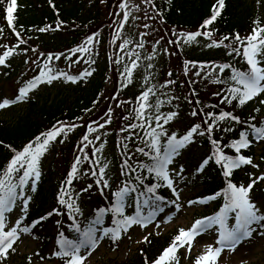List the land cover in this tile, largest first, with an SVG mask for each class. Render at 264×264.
<instances>
[{"label": "trees", "instance_id": "16d2710c", "mask_svg": "<svg viewBox=\"0 0 264 264\" xmlns=\"http://www.w3.org/2000/svg\"><path fill=\"white\" fill-rule=\"evenodd\" d=\"M122 1L17 0L13 12V23L10 25L6 16L10 0H0V49H2L0 55H3L8 49H12L13 54L5 61L14 57L25 59L10 75H14L12 74L14 72L18 73V70L25 66L26 58L35 54L38 56V61L33 74L26 79L25 84L44 82L50 77H65L61 74H66L64 68L67 65L81 64V61L93 51V47H98L103 42L106 43L105 33H102L103 29L107 31L109 39L112 37L111 12ZM148 2L154 10L155 19L163 28L164 34L172 46L173 54L180 68L182 85L177 78L176 70H172L171 78L174 79L176 90L179 89L180 96L186 92L185 110L181 109L180 112L173 109L162 111V108L158 110L151 106L148 100L141 101L140 98H134L133 94L123 88L121 74L117 71L116 88L112 90L109 101L101 108L94 106L101 82L95 83V87L92 81L88 92L79 94L72 102L65 101L64 96L61 101L33 98L28 102L27 108L20 111L16 118L12 120L0 118V180H5L6 184L16 185L15 194L28 190L35 176L28 177L27 182L21 184L20 177L25 169H20L19 172L11 174V180H7L5 172L13 157L30 143L35 148L37 137L41 138V142L43 141L44 135L42 134L60 128H63L62 132L72 131L73 133L69 151V155H71L70 158L69 156L66 158L69 167L58 180L55 178V186L51 192V206L43 212L42 206H36L30 216L34 222L39 221L40 217L44 218L38 223L39 227L36 226L37 229L34 227L31 230L34 231L33 235L41 246L38 253H41L45 246L53 242L54 256L45 254V257L49 259L56 258L62 262H66L68 259V257L56 255L61 250L58 243L61 234L64 239L77 242L82 237L81 234L86 231L88 217L82 214L81 203L82 201L84 203V200L81 201V199L83 197L92 202V216L96 217L100 209L106 210L104 213L106 215L105 225L109 223L112 227L115 226L116 220L123 219L127 214L124 209L121 214L110 211L116 204L115 193L125 186L136 189L129 191L125 197H130L134 207L139 211L142 210L144 201H148L145 204L154 206L156 203L168 200L167 186L163 183L162 178L158 177L155 172H149L147 167L153 163L151 157L155 154L154 150H150L148 147L152 140L149 133L153 128L157 133L162 131L166 133V135L160 136V149L161 155H163L169 137L175 134L177 139H180L193 126H200L187 145H190L196 138V141L200 140L205 146V154L202 157H206L208 162L203 171L202 194L214 193L221 196L222 199L229 182L240 186L236 181L237 172L225 176L226 169L223 167L225 162L217 163L216 160L218 153H222L226 157L235 155L233 150L236 149L232 145L241 140L242 133L246 134L250 143L248 147L240 149L241 155H250L251 157L254 155L253 139L249 135L254 133L253 127L264 128V118L258 119L255 114L247 113L249 100L240 105L238 99H232V93L229 91L233 87H242L232 80L234 71L246 72L250 68L247 58L243 55L247 46L246 38L250 37L257 28H261V22L256 18L254 7L244 0H224L220 15L212 24L205 26V21L210 19L213 14L214 6L218 7L217 0H148ZM58 25L59 27H57ZM40 29L46 30L41 31ZM197 32L201 33L197 36L199 39L219 47L216 54L195 53L176 36L177 34H195ZM16 33H19V36ZM237 35L241 38L240 41L236 40ZM261 36L263 37V33ZM226 37L227 39H225ZM89 38H92L91 43L88 42ZM84 47L88 49L87 52L76 51ZM49 56L52 57L51 60H49ZM188 65L192 66L191 74ZM212 65H230V67L218 71L217 67L212 70ZM202 66H207V70H203ZM66 75L75 76L72 73ZM23 79L24 76L19 77L20 82ZM225 97H228L231 103L225 100ZM141 103L146 105L143 118L138 117ZM186 110L189 114V121L183 119L184 126L188 127V131L184 132V129L174 126V123L179 121L180 117L186 116ZM193 111L196 112V115H192ZM225 112L231 113V116L224 120L216 119ZM173 113L174 117L165 123V118ZM112 115L114 117V121L110 120L113 124L111 128L113 132L112 146L116 149L117 159L116 165L107 167L102 160L101 142L98 139V131L93 128V123L104 124L103 121L108 120V117ZM156 117L160 119L157 121ZM231 117L238 119L234 120ZM157 124L162 125V128L157 127ZM131 125H136V127H131ZM209 125H212L211 132L208 131ZM200 132L204 134L200 135ZM85 136H87V140L84 139ZM212 141L217 143L214 144ZM53 143L55 142H52V145ZM50 144L51 141L48 146ZM97 148L100 151L97 152ZM140 148H143L148 155L139 152ZM260 156L264 161V147ZM77 157L80 159V162L76 164L77 171L75 175L70 176ZM125 161H127V166H125ZM41 165L39 158L37 166L39 173H41ZM102 167L104 174L101 177L99 169ZM112 168L117 170L116 175L110 171ZM93 171L96 172L95 176L92 175ZM53 177L51 174L49 179L52 180ZM69 180H71L70 183ZM97 180L107 181V187L103 183L98 185ZM41 185V189H44L43 182ZM151 187H154L155 191L149 193L147 190ZM61 193H65L63 199L71 203L72 208H68L67 204L59 203ZM3 194L0 192V195ZM157 197L161 199H157ZM221 199L219 198V203ZM149 211L152 213V208ZM45 219L49 221L43 225L41 222ZM74 225L79 227V232L75 230ZM175 237L174 232L162 237L149 235L145 243L146 246L139 248L132 258L113 260L108 264H153L170 246ZM17 264L37 263L25 256Z\"/></svg>", "mask_w": 264, "mask_h": 264}, {"label": "rangeland", "instance_id": "374dc122", "mask_svg": "<svg viewBox=\"0 0 264 264\" xmlns=\"http://www.w3.org/2000/svg\"><path fill=\"white\" fill-rule=\"evenodd\" d=\"M244 1L254 7L256 18L261 22V28H264V0ZM124 4L127 6L122 7ZM111 14L112 37L109 39L107 31L103 29L102 33H105L106 43L103 42L98 47H93V51L81 61V64L76 66L69 64L64 68L67 74H75L74 81L68 80L66 77H56L51 79V82L47 81L30 88L22 99L0 109V118L7 120L16 118L20 111L22 112L27 108L28 102L33 98L61 101L62 96H64L65 101L72 102L79 94L88 92L92 81L94 86L95 83L101 82V86L98 87L100 89L97 101L94 102L96 108H101L102 105H106L112 90L116 88L117 71L121 74L123 88L133 94L134 98L139 99L143 92L151 89L147 100L155 109L160 110L162 108V111L173 109L178 112L181 109L185 110L186 92L180 96L179 89L176 90L174 79L169 75L172 70H176L177 78L182 85L180 68L173 54L172 46L168 42L163 28L155 19L154 10L148 0H123L113 8ZM189 34H177L176 36L186 44L188 49L194 50L195 53L216 54L215 52L219 49L217 45L199 39L197 36L194 40L189 41L187 39ZM262 38H264V33ZM125 41L128 42L126 45ZM262 56L264 54L257 56V59L261 61L259 66L264 67ZM24 60L14 57L0 65V102L16 100L20 95V89L23 88L21 86L33 74L38 61V56L35 54L26 58L25 66L20 68L18 73L14 72L12 73L14 75H10ZM133 62H135L136 67L132 68L129 77L127 69L132 67ZM191 67L188 65L190 74ZM216 67L220 71V65H214L212 70ZM202 69L206 71L207 66H202ZM83 71L91 74L82 75ZM20 76H24L22 82L19 80ZM247 113L255 114L258 119L264 118V93L249 100ZM185 115L180 117L174 126L188 130V127H185L183 123V119L189 121L187 110ZM110 120L114 121L113 115L109 116L108 120H104V124L93 123V128L98 131V139L101 142L102 160L107 167L116 165L117 159L116 149L112 146L113 132L111 128L113 124ZM101 125L103 126L101 127ZM72 135V131L61 132L54 140H51V144L40 157L42 165L39 178L35 177L31 181L26 192L16 195L11 210L5 212L4 230L8 231L16 227L17 221H20L17 228L19 239L13 244V248L8 251L6 257L0 256V264H17L25 256L37 264H66L62 260L45 257V254L54 256L53 242L45 246L41 253H38V249L41 247L40 243L29 232L25 233L21 229L29 228V221L32 219L30 216L36 206H42V212L51 206V192L55 186V178L58 180L69 167L66 158L68 156L70 158L71 155H69V151L71 150ZM252 137L256 138L255 135ZM52 142L56 144L53 143L52 145ZM263 147L264 140L256 141V146L253 147L254 155L253 157L249 156L252 164L242 165L237 171V181L244 183L245 187L253 179L264 176V163H262L264 161L260 156ZM178 153L173 156L171 163L166 168L169 179L172 180V186L167 185L170 189L168 195L170 202L156 203L154 206L158 219L155 222L150 219L146 222V226L133 224L128 227L127 231L121 230L120 238L115 241H110L109 236L104 235V230L109 229L108 227L100 224L95 225L94 221L89 220L91 226L97 229L95 232L97 242L94 249L81 248L79 255L83 257L82 264H108L113 260L132 258L139 248L146 246L145 237L147 239L149 235L162 237L168 232L174 231L179 234L180 229H191L197 220L203 219L205 215L214 210L212 206L217 200L215 195L198 197L203 196L204 176L203 174H196L195 170L205 154V146L200 140L197 142L195 140L185 148L178 150ZM110 171L114 175L117 174L116 169L112 168ZM51 174L54 176L52 180L49 179ZM44 179L45 181H43ZM162 181L167 184V181L163 179ZM42 182L45 185L44 189H41ZM40 190L42 191L39 195ZM210 197H215V199H209ZM250 199L259 209L258 215H264V180H259L254 185ZM25 200H27L26 207ZM81 201L82 214L90 218L92 216V202L86 197H83ZM190 201L205 202L190 204ZM123 204V209L127 211L126 215H137L138 211L129 197H124ZM142 207L140 211L143 214L142 217L148 218L147 215L151 214L149 210L153 205L149 206L143 203ZM217 214L215 211L211 217H215ZM233 217L234 214L229 213L226 221L229 229L235 225ZM47 221L49 220L45 219L41 223L44 225ZM263 224L264 221H260L251 225V228L254 229L251 235L241 240L235 246V250L224 248L215 260V264H264ZM219 232L220 226L213 225L208 231L196 236L190 247L188 244L181 247L175 254L176 260L172 264H197L198 258L204 256L210 246L212 248L219 247L217 243Z\"/></svg>", "mask_w": 264, "mask_h": 264}, {"label": "snow or ice", "instance_id": "6c2138e0", "mask_svg": "<svg viewBox=\"0 0 264 264\" xmlns=\"http://www.w3.org/2000/svg\"><path fill=\"white\" fill-rule=\"evenodd\" d=\"M17 0H10V3L7 6L6 9V16L7 21L11 25L13 23V12L16 8ZM217 6H214L213 14L210 19L205 21V26L210 25L215 21V19L220 15V9L224 6V0H217ZM127 5L124 4L122 7H126ZM59 27V25L57 26ZM41 31H45L46 29H40ZM261 33H264V28H257L253 34L246 38L247 39V46L244 50L243 55L247 58V64L250 66L249 70L246 72H240V71H234V74L232 76V80L236 81L238 85H241L242 87H233L230 88L229 91L232 93V99H238V102L240 105L245 104L248 100L253 99L257 95L264 93V67L259 66L261 61L257 59V56H260L264 54V38H261ZM205 35H209L208 33H204ZM17 36H19V33H16ZM201 35V33L197 32L195 34H189L187 39L189 41L194 40L196 36ZM91 39L89 38V43H91ZM227 39V37L225 38ZM236 40L240 41L241 38L237 35ZM243 43V41H241ZM23 43V41H21ZM128 42L125 41V45ZM76 51H84L87 52L88 49L86 47L79 48ZM13 54L12 49H8L3 53V55H0V65H3L5 63V59ZM58 58V57H57ZM264 58V56H262ZM52 57L49 56V60H51ZM136 64L133 62L132 67L127 69L128 76H131L132 68H135ZM230 67V65H223L221 66V71H223L224 68ZM46 75L45 73H42ZM91 73L85 72L82 75H90ZM65 75L66 79L68 80H75L74 77ZM171 75V74H169ZM199 75V73H197ZM56 77H50L48 82H51V79H54ZM169 83H172V81H169ZM35 82H30L29 85L25 88L20 89V95L16 98V100H4L3 102H0V109L8 107L10 104L16 103L20 99H22L30 88L35 87ZM151 89H148V91H145L142 93L140 100L146 101L148 99V95L151 92ZM225 100H227L229 103H231V100L228 99V97H225ZM146 105L144 103L140 104V108L138 110V117L143 118V113ZM174 113L170 114L167 118H165V123L168 122V120H171L174 117ZM192 115H196V112L193 111ZM211 115V114H210ZM231 113H222L216 119L218 120H224L227 117H230ZM234 120H237L236 117H231ZM157 121L160 119L159 117H156ZM207 123V122H206ZM103 125H101L102 127ZM131 127H136V125H131ZM140 127H143V125H140ZM157 127L162 128V125L157 124ZM199 125L193 126L190 131L184 135L182 138L177 139L176 135L173 134L171 137L168 138L165 151L163 155H161V149H160V136L166 135L163 131L160 133L156 132V129L153 128L149 135L152 137L151 142L148 144V147L150 150H154V155L151 157L153 163L148 167L149 172H155V174L162 178L163 180L167 181V185L169 187L172 186V180L169 179L168 172L166 171L167 165L171 163L172 158L174 155L179 154L178 150L185 147L188 143L191 142V138L194 133H197V130L199 129ZM212 125L208 126V131L211 132ZM63 131V128L55 129L47 134L44 135V139L41 142V138H36V147L33 148V145L30 143L27 145L23 151L17 153L13 159L11 160L6 172L5 177L7 180H11V174L13 172H19L20 169H25L23 172V175L20 177V183L24 184L27 182V178L30 176H35L37 179L39 178V171H38V163L39 158L43 155V153L47 150V146L51 140H54L61 132ZM94 131V129H93ZM253 132L257 139H264V128L259 127H253ZM200 135H203V132L199 133ZM241 140L237 141L232 145L233 148L236 149L237 152L240 151L241 148H246L249 146V141L247 140L246 134H241ZM85 140H87V136L84 137ZM214 144L217 143L216 141H212ZM87 147V145H85ZM96 151H100L99 148L96 149ZM139 152L143 153L144 155H148V153L144 152L143 148L138 149ZM211 159V157H209ZM224 161L223 167L226 169L224 175L230 176L232 173V170L234 168H239L242 165L245 164H252L251 158H245L243 156H239L236 159H232L230 157L224 156L222 153L217 154V163H221ZM80 162L79 157H77L76 162L72 166V171L70 173V176L75 175L77 169L76 164ZM208 160H205L203 163L207 164ZM99 163V161H97ZM25 165L27 166L25 168ZM125 166H127V161H125ZM106 167V166H105ZM101 177L104 174V168L99 169ZM92 175H96V172L93 171ZM264 180V176L257 177L252 180V182L247 186H237L235 184H232L229 182L228 187L225 191V195L227 196V201L225 202V205L223 209L215 216V217H207L201 220H197L191 229L184 230L180 229L179 234L174 238L173 242L170 244V246L164 250L162 255L153 262V264H172L173 261L176 260L175 253L178 250L179 247H183L185 244H188L189 247L191 246L192 241L195 239L196 236L206 232L211 228L213 225H219L220 226V232H219V239L217 243L221 245V247L212 248L211 246L208 248L207 253L198 258L197 264H215V260L219 257L220 253L223 251L224 247H229L232 250H235V246L244 238H247L251 235V232L254 230L251 228V225L254 223H259L260 221H264V215H258L259 209L256 207V205L251 202L250 199V193L254 187V185L259 181ZM69 183L71 180L68 181ZM96 183L99 185L100 183H103L105 187H107V181H101L97 180ZM15 187L16 185L13 184H6L5 180H0V192H3V195H0V256L6 257L8 254V251L13 248V244L16 242V240L19 239L17 228L19 227L20 221H17V226L11 228L8 231H4L5 228V212L11 210V205L16 199L15 196ZM91 187V185H89ZM135 188H129L128 186H125L120 191L116 192L115 195L117 197L115 206L110 209V211H113L116 214H121L123 212L124 207V197L128 194L129 191H135ZM84 191H87V189H84ZM103 191V189H101ZM149 193L154 192L155 188L151 187L147 190ZM173 191H175L173 189ZM65 193H61L59 203L60 204H67L68 208H72L73 205L71 203H68L65 199H63V195ZM141 195H144L141 193ZM178 196V194H177ZM157 199H161L157 197ZM209 199H215V197H210ZM148 201H144V203H147ZM196 202H205V201H190L189 203H196ZM25 207L27 205V200H25ZM175 203V202H173ZM79 211V209H76ZM55 211V210H54ZM105 209H100L99 213L97 214V217L94 221L95 225H98L102 222V217L105 213ZM229 213L234 214V220L235 225L229 229L226 221L228 219ZM49 215H52V213H49ZM41 219H44L43 217ZM74 219V218H73ZM151 217L144 218L140 216L139 210L137 212L136 216H129L124 217L123 219H118L115 221L116 227L112 229H105L104 235L109 236L111 234L110 238L113 240L120 238V231L121 228L124 229V231H127L128 227L132 226L133 224H141V226H146V222L149 221ZM75 230L77 232L80 231L78 226H75ZM96 228L94 226H90L86 231H84L81 236L82 238L79 239L78 242L70 241L63 238V235L61 234V239L58 241L61 250L56 253V255L60 257H68L66 264H82L83 257L79 255V252L81 248H95L96 246V237L95 232ZM21 231L27 233L29 232V228L25 227L21 229ZM145 240H147V237H145Z\"/></svg>", "mask_w": 264, "mask_h": 264}]
</instances>
